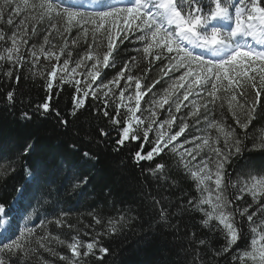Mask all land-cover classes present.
Instances as JSON below:
<instances>
[{"label": "snow or ice", "instance_id": "obj_1", "mask_svg": "<svg viewBox=\"0 0 264 264\" xmlns=\"http://www.w3.org/2000/svg\"><path fill=\"white\" fill-rule=\"evenodd\" d=\"M45 21L48 24V34L44 36L39 48L33 44L28 49V59L33 68L38 65L41 57L47 61H56L51 65L50 71L39 73L46 80L47 91H55L54 82L61 87L71 85L75 92L73 116L86 106L87 98L91 97L99 102L94 110L97 113L103 111V115L110 120L116 133L117 151L129 143L133 144L131 151L137 165L143 161H154L166 150L179 155V164L195 182L199 193L198 198L187 201L186 210L201 212L202 226L209 230L213 229V222H216L215 231L223 235L225 245L222 251L225 253L245 238L242 230L243 218L247 217L251 235L249 250L233 259H238L240 264H264V175L250 174L241 183L239 180H230L227 172L233 158H241L247 150L244 143L250 138L247 129L257 114L264 112V0H126L118 4H113L110 0H84L80 4L67 3L66 0H2L0 23H6L11 31L9 36L0 29V41L5 44L11 41V46L0 52V61L5 62L7 69L4 72L6 77L15 75L19 82L22 74L20 69L26 61L21 46L28 44L29 37H38V26ZM73 30H76L78 37L83 36L85 40L91 36L92 43L79 60L73 61L72 53L68 51L67 58L60 63ZM53 32L59 33L66 41L59 54L55 51V45L45 47L51 43L49 37ZM78 37L71 40L73 45L78 44ZM133 41L141 45L136 48V52L143 54L149 67L142 76H136L132 74V65L125 62L111 79L105 81L104 70L115 69L121 58V49L127 47L126 42ZM105 48L101 56V50ZM157 62H160L159 77L151 84H142V80L149 76ZM72 63L74 67H70ZM36 74L33 72V75ZM165 77L171 83L164 89L163 95L151 101V116L146 123L145 119L137 115L142 110L141 101ZM133 85L134 93L131 91ZM249 89L254 93L250 100ZM222 92L230 97L227 100L228 111L235 120V127L211 116L217 107H224L220 96ZM13 96L12 91L7 93L9 101L13 100ZM190 97L199 99L190 102L187 117L195 118L196 124H200L203 109V121L207 128L215 129V137L194 136L191 140L179 142L178 138L186 133L189 124L187 117H178L176 113H181L182 106L189 107L184 101H188ZM50 99L51 97H47L44 103L37 106V111L42 109V115L55 111L50 106ZM217 101H221L219 105ZM113 104L115 115L108 111ZM165 105H168V116L162 120L156 119L159 114L155 109H164ZM173 106L175 113L172 111ZM122 108H126V112H122ZM55 115L58 124L67 128L68 120L59 111H55ZM23 118L32 117L25 112ZM177 127L178 130H174ZM237 128L241 130L240 133ZM150 134H154V139ZM100 135L112 139V134L103 129ZM256 139L258 143H254L253 148H264V129L259 130ZM221 140L222 147L219 146ZM138 141L141 143L137 144ZM143 141L151 145L146 152ZM188 143L194 146L184 147ZM31 148L32 145L29 144L21 155H28ZM205 148L207 153L202 155ZM83 155L95 158L89 152ZM165 167L164 163H158L155 168L147 171L159 179L157 173H164ZM11 170L14 172L15 167ZM24 171V182L15 189L16 197L8 205L0 203V229L3 230L0 232V264H5L4 257L8 258V264H19L22 254L24 257L28 255L23 241L35 234L36 227L45 226V221L34 227L25 225L19 228V234L16 235L24 208L31 206L29 201L32 199L40 202L43 197L42 188L48 183L42 179L39 169H33L27 163ZM7 174L0 172V175ZM84 182H87V178ZM229 187L238 192L234 200L227 194ZM38 191L39 196L36 195ZM245 194L250 195L253 204L257 205L256 210L250 214L252 204L241 207L236 203ZM147 199L148 206L159 213L161 221L168 224L173 213L167 197L156 198L149 195ZM258 213L261 219L256 223L254 218ZM64 215L66 214L61 213V217ZM237 216L240 217L239 221ZM134 218L122 215L119 220L109 219L107 232L97 233V237L118 232L121 226H127L130 219ZM24 219L30 217L26 216ZM93 219L97 225H101V219L95 215ZM54 222L57 227L64 226L62 218L55 219ZM171 227L178 229V225ZM44 240H54L59 245L66 244L71 257L59 255ZM37 243L41 249L58 255L59 260L66 261V264H81V259L95 255L96 249L101 254L97 259L102 260L109 251L108 248L100 246L96 238L91 242H84L78 236H72L69 242L46 233L43 237H37ZM199 244L203 246L205 241L200 240ZM31 251L35 253L37 250ZM24 264H27L26 259ZM191 264H196V260H192ZM200 264H205L203 257H200Z\"/></svg>", "mask_w": 264, "mask_h": 264}, {"label": "trees", "instance_id": "obj_2", "mask_svg": "<svg viewBox=\"0 0 264 264\" xmlns=\"http://www.w3.org/2000/svg\"><path fill=\"white\" fill-rule=\"evenodd\" d=\"M118 4L117 0H110ZM126 2L123 1L122 3ZM38 37H29L26 48L36 44L38 47L43 43L44 36L48 34V26H38ZM76 38L70 34L67 40L65 55L61 61L67 58V52L71 51L72 60H79L88 51V45H73L71 40ZM51 41L46 47L55 45V51L59 54L61 47L66 41L53 32L49 37ZM127 47L121 49V58L115 69H105V81L111 79L116 71L125 62L132 65V74L142 76L149 67L147 60L142 53H137L136 48L141 47L138 42H126ZM259 47V46H257ZM105 49L101 50L102 52ZM26 61L20 69L22 73L17 82L15 75L9 78L4 75L7 70L5 62L0 61V172L8 173L0 175V203L8 205L16 197V187L24 182V165L27 163L33 169H39L42 179L47 180V185L42 188L43 197L39 203L35 199L29 201L31 206L25 207L18 221L16 235L19 228L34 227L45 221V226L36 227L35 234L28 237L25 247L28 249L27 257L22 258L19 264H66V261L59 260L58 255H52L39 247L37 237H43L46 233L51 236H58L60 239L71 241L72 236H78L84 242H91L94 238L99 240L100 246L108 248V253L102 260L97 259L101 254L98 249L95 255L81 259V264H191L196 260L200 264V257H203L205 264H240L238 257L243 251L249 250L251 235L249 233L247 217L243 218V233L245 238L238 241L237 245L225 253L222 247L225 245L223 235L213 229L202 226L203 214L199 211L186 210L187 201L199 197L195 182L184 171L178 159L169 150H166L154 161H143L137 165L133 160L134 147L129 143L126 147L117 151L115 145L116 133L110 120L103 115V111L97 113L94 108L99 103L91 97L87 98L86 106L79 109L75 116L72 115L74 88L71 85L62 87L54 82V92H48L45 85L46 80L40 72L50 71L53 61L43 62L42 58L38 65H33L28 59V54L23 52ZM135 57V60L132 58ZM60 61V63H62ZM74 63L70 64V67ZM160 62L152 67L149 76L142 80V84H151L157 79ZM11 67V65H8ZM36 72V75H33ZM123 83V82H122ZM160 84L153 89L152 93L145 96L144 100H150L151 96L158 99L166 89ZM14 93L13 100L7 99V93ZM135 91L134 85L131 90ZM118 96L119 93L117 92ZM224 103L223 109L217 107L211 113L217 121H223L226 125L235 127V120L228 111V94L220 93ZM254 93L248 90V99H252ZM47 97L50 106L59 111L62 117L68 120V126L58 124L55 111L42 115V109L37 111V106L44 103ZM221 101H217L219 105ZM102 107V105H101ZM115 115V105L108 109ZM126 112V108L121 109ZM27 112L32 118L24 119L23 113ZM164 113V112H163ZM188 111L181 110L177 116L187 117ZM142 117V116H141ZM241 114V119H243ZM201 123L196 124L195 118L187 117L189 128L186 130L187 138L191 137L192 129L203 133L208 137L217 135L215 129L207 128L203 121V109H201ZM101 129L112 134V139L100 135ZM264 129V112H259L247 129L250 138L245 140L247 150L241 158H233L227 168L229 178L233 182L239 180L241 183L249 178V175H264V148H253L258 143L256 137L259 130ZM237 132L241 130L237 128ZM141 131V135H142ZM197 135V134H196ZM154 139V137L152 136ZM137 144L141 142H136ZM145 143V152L151 145ZM29 144L32 145L28 155L22 156L23 149ZM73 145L75 147H73ZM223 140L219 146L222 147ZM89 152L95 158L85 157L83 154ZM158 163L166 165L164 173H157L159 179L154 178L147 170L155 168ZM15 167L13 172L11 169ZM141 169H144L142 171ZM85 178L87 182L85 183ZM227 194L234 200L238 194L236 190L229 187ZM37 196L40 195L38 191ZM167 197V203L172 205L168 224L159 218V213L148 206V197ZM241 207L252 204L249 214L256 210L257 205L253 204L250 195L245 194L241 201L236 202ZM61 213H64L61 217ZM93 215L101 219V225H97ZM130 219L127 226H121L116 233H106L108 220H119L121 216ZM30 219H24V217ZM64 220L63 227H57L55 219ZM7 219V218H5ZM256 223L260 222L261 215L258 213L254 218ZM237 220L240 217L237 216ZM68 225L72 227L69 228ZM171 225H178V229ZM87 233V235H86ZM15 238V235L12 237ZM204 240L205 245L199 241ZM59 255L71 257V252L65 245H59L54 240L43 241ZM36 249L33 253L31 250ZM219 252V255L216 253ZM198 253V255H197ZM5 264H8V258Z\"/></svg>", "mask_w": 264, "mask_h": 264}, {"label": "rangeland", "instance_id": "obj_3", "mask_svg": "<svg viewBox=\"0 0 264 264\" xmlns=\"http://www.w3.org/2000/svg\"><path fill=\"white\" fill-rule=\"evenodd\" d=\"M118 2H123V1H125V0H117ZM80 2H84V0H82V1H80ZM0 4H2V0H0ZM6 16H5V21H6ZM18 22V21H17ZM42 26H48V24H47V21H45L43 24H41ZM40 26V25H39ZM0 29H2L3 31H5V33L7 34V35H11V31L9 30V26L6 24V23H0ZM72 34H74L75 36H76V38L78 37V33L76 32V30H73V32H72ZM78 40L79 41H81L82 42V44H87V43H89L88 41H92V39H91V36H89L88 38H87V40H85L84 39V37L83 36H79L78 37ZM9 46H11V41H8V43L7 44H5V42H3V41H0V52H3V49L5 48V47H9ZM47 45H45V47H46ZM31 48V47H30ZM37 48H39L38 46H37ZM47 48V47H46ZM28 49L29 48H26V51H25V49L23 48V45L21 46V51L22 52H25V53H27L28 54ZM81 57V56H80ZM42 58V61L43 62H47V60H45L43 57H41ZM53 62H55V60H53ZM62 62V61H61ZM90 63L91 62H89V66H90ZM75 65L73 64L71 67H74ZM177 76L179 75V73H177L176 74ZM171 83V81L169 80V78L168 77H165V83L162 85V87L163 86H165L166 88H168L169 87V84ZM182 92H183V89H181V99H182ZM164 94V92L161 94V95H163ZM161 95H159V96H161ZM202 95H204L203 93H202ZM156 99V97L155 96H151L150 97V100L148 101V100H142L141 101V106H142V110L141 111H139V112H137V115L138 116H142L141 118L142 119H145V121H146V123L148 122V118L151 116V112L149 111V107H150V104H151V101L153 100V99ZM193 99H199V98H196V97H190L189 98V100L188 101H184V104L185 105H189V107L188 108H185V107H183L182 106V109L184 110V111H189L190 110V102L193 100ZM145 101H148L147 103L145 102ZM132 103H133V106H134V104H135V101L133 100L132 101ZM167 109H168V105H165L164 106V109H159V108H156L155 110H156V112L159 114L157 117H156V119H159V120H162V119H164V118H166L167 116H168V111H167ZM172 111L175 113V108H174V106H173V109H172ZM164 112V113H163ZM179 117V116H178ZM192 117H190V119H191ZM174 130H178V127L176 128V129H174ZM197 134V135H196ZM150 135H152L153 137H154V134H150ZM190 135H191V137L188 139L187 138V133H185L182 137H180V138H178V140H179V142L180 143H183V141L185 140V139H188V140H191L192 139V137H204V136H206L205 134H203V133H199L197 130H195V129H192L191 130V133H190ZM194 145L192 144V143H188V144H184V147H193ZM169 152H171L170 150H169ZM172 153V152H171ZM206 153H207V148H205V150H204V152L202 153V155H206ZM173 154V153H172ZM177 159H178V161L180 160V157H179V155H176V154H173ZM181 165V164H180ZM182 166V165H181ZM183 167V166H182ZM190 176V175H189ZM191 178V177H190ZM192 179V178H191ZM205 207H207V206H205Z\"/></svg>", "mask_w": 264, "mask_h": 264}, {"label": "bare ground", "instance_id": "obj_4", "mask_svg": "<svg viewBox=\"0 0 264 264\" xmlns=\"http://www.w3.org/2000/svg\"><path fill=\"white\" fill-rule=\"evenodd\" d=\"M79 1H82V0H79Z\"/></svg>", "mask_w": 264, "mask_h": 264}]
</instances>
